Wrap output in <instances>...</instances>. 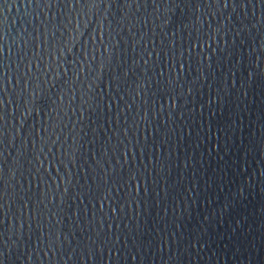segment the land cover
Wrapping results in <instances>:
<instances>
[{
	"label": "water",
	"instance_id": "obj_1",
	"mask_svg": "<svg viewBox=\"0 0 264 264\" xmlns=\"http://www.w3.org/2000/svg\"><path fill=\"white\" fill-rule=\"evenodd\" d=\"M0 264H264V0H0Z\"/></svg>",
	"mask_w": 264,
	"mask_h": 264
}]
</instances>
